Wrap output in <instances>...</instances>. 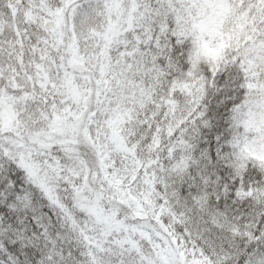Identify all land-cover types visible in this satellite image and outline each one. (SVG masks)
Listing matches in <instances>:
<instances>
[{"label": "snow or ice", "instance_id": "6c2138e0", "mask_svg": "<svg viewBox=\"0 0 264 264\" xmlns=\"http://www.w3.org/2000/svg\"><path fill=\"white\" fill-rule=\"evenodd\" d=\"M0 264H264V0H0Z\"/></svg>", "mask_w": 264, "mask_h": 264}]
</instances>
